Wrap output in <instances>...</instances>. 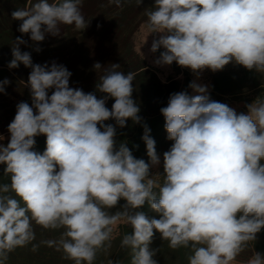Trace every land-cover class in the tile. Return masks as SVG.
Wrapping results in <instances>:
<instances>
[{"label": "clouds", "instance_id": "1", "mask_svg": "<svg viewBox=\"0 0 264 264\" xmlns=\"http://www.w3.org/2000/svg\"><path fill=\"white\" fill-rule=\"evenodd\" d=\"M109 2L121 6V0ZM29 5L11 15L33 42L46 34L60 36L61 25L88 27L82 0H29ZM145 15L149 34H160L150 51L164 49L156 65L175 62L197 77L229 63L264 74V0H154ZM25 43L16 37L8 64L31 68L32 103H18L9 142L0 143V165L10 178L0 183V264L35 238L33 222L63 229L48 243L75 264H93L98 251L110 248L118 221L132 229L120 240L130 251V264H158L159 249L150 248L155 232L169 248L189 249L188 264H233L256 241L264 229V98L247 104V114H237L210 100L207 86L195 80L188 85L195 95L171 94L160 112L174 143L163 153V174H151L161 159L147 124L141 139L149 162L116 141L117 128L129 119L142 123L133 99L136 74H124L119 64L95 63L101 73L96 92L104 94L98 98L70 87L72 73L64 65L34 64L20 50ZM8 83L0 82V92ZM40 135L46 136L42 154L33 150ZM121 200L125 203L112 212ZM145 204L159 218L141 211ZM245 264H264V254L254 251Z\"/></svg>", "mask_w": 264, "mask_h": 264}, {"label": "trees", "instance_id": "2", "mask_svg": "<svg viewBox=\"0 0 264 264\" xmlns=\"http://www.w3.org/2000/svg\"><path fill=\"white\" fill-rule=\"evenodd\" d=\"M33 3L36 0H32ZM51 3L52 0H49ZM154 0H143L138 6L136 0H121V6L117 7L109 0H82L81 11L85 19L89 21L88 27L78 30L73 25H61L60 36L46 34L41 42H33L30 34H22L18 31L22 21L12 19V12L30 6L29 0H0V82L7 79L8 84L3 85L4 92H0V135L6 139L2 143L6 146L10 139L8 125L13 121L17 105L27 102L31 106L30 88L27 81L31 68L21 64L18 68L9 69L8 64L12 59L11 48L16 37H21L25 44H21V52H29L34 64H48L53 62L64 65L71 73L69 85L72 88L82 89L85 93L95 92L100 98L102 93L96 92V83L101 73L94 69V64L99 62L107 67L111 64H119L120 71L124 74L134 72L136 78L133 81V99L140 108L138 115L141 124H134L131 119L126 122V127L117 128V147L120 143L133 152L138 159L149 162L146 145L141 139L143 124L151 129L150 135L156 142V151L163 159V153L170 150L174 141L167 139L165 119L160 112L166 107L171 94L186 91L191 96L190 76L187 71L181 70L173 62L168 65L173 76L162 81L156 71L149 65L146 58L136 48L135 35L146 24L145 9L152 7ZM99 26V27H98ZM39 47L41 51H35ZM159 49L153 53L159 57ZM209 97L229 105L241 104L244 109L257 97L264 98V74L250 71L241 65L229 63L222 70L213 72L209 69ZM53 90H49V95ZM114 99L109 98L106 107L110 110ZM105 123L115 122L113 120ZM34 151L42 154L46 149V136L36 138ZM134 145H138L136 148ZM5 165H0V183H10V178L3 175ZM150 168V173H151ZM159 173L163 174V166ZM125 203L121 200L117 208ZM147 216L159 218L147 204L142 209ZM35 238L23 246L15 247L3 264H75V260L67 257L63 250H58L50 241H57L63 229H45L33 222ZM131 228L124 224L118 226L113 234L110 248L98 251L93 264H108V261L119 260L121 264H130V251L120 247L123 235L131 232ZM151 249H159L154 259L158 264H188L189 249H171L168 242L161 239L160 233L155 232ZM254 251L264 254V229L257 234L256 241L249 242L248 247L242 252L234 263L245 264Z\"/></svg>", "mask_w": 264, "mask_h": 264}, {"label": "rangeland", "instance_id": "3", "mask_svg": "<svg viewBox=\"0 0 264 264\" xmlns=\"http://www.w3.org/2000/svg\"><path fill=\"white\" fill-rule=\"evenodd\" d=\"M160 34H149L146 24H144L141 29L137 32L135 35V42H136V48L138 51L146 58L148 61L149 65L156 71L157 75L162 81H165L168 77L173 76V72L169 68L168 65L164 66H159L154 63V61L157 59L154 54L150 51L151 45L154 39H158ZM161 50L164 51L163 48H160ZM181 70H185L188 72L191 82L195 80L197 83L201 85L207 86V89L209 91V84H210V79H209V69H204L199 77H197L196 74L192 72L191 69L189 68H183L180 67ZM191 95H195V93L191 89ZM229 107L233 108L237 114L239 113H245L247 114V109H244L241 104L238 103H230L228 105ZM4 137V140L6 139L5 135H2ZM3 140V141H4ZM2 143V141H0ZM163 166V159H161V164L158 167L151 168V174H156L157 172L160 171V168ZM124 224L122 221H118L114 226H113V234L117 231L118 226ZM233 264H237L234 263Z\"/></svg>", "mask_w": 264, "mask_h": 264}]
</instances>
